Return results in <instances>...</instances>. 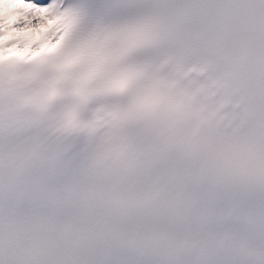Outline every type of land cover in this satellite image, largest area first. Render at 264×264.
Segmentation results:
<instances>
[{
    "label": "snow or ice",
    "instance_id": "snow-or-ice-1",
    "mask_svg": "<svg viewBox=\"0 0 264 264\" xmlns=\"http://www.w3.org/2000/svg\"><path fill=\"white\" fill-rule=\"evenodd\" d=\"M0 264H264V0H0Z\"/></svg>",
    "mask_w": 264,
    "mask_h": 264
},
{
    "label": "bare ground",
    "instance_id": "bare-ground-1",
    "mask_svg": "<svg viewBox=\"0 0 264 264\" xmlns=\"http://www.w3.org/2000/svg\"><path fill=\"white\" fill-rule=\"evenodd\" d=\"M4 6H5L6 9L7 8H14L15 6L22 7V5H18V4H16V5H13V4H5ZM20 31H22L24 34H31V32H32L31 29H23V30H20Z\"/></svg>",
    "mask_w": 264,
    "mask_h": 264
}]
</instances>
